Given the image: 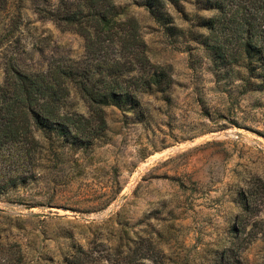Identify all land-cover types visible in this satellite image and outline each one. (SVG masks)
Wrapping results in <instances>:
<instances>
[{
	"label": "rangeland",
	"instance_id": "1",
	"mask_svg": "<svg viewBox=\"0 0 264 264\" xmlns=\"http://www.w3.org/2000/svg\"><path fill=\"white\" fill-rule=\"evenodd\" d=\"M64 2L70 1H3L0 83L10 60L35 72L87 55L82 35L44 16ZM196 2L187 0L184 12L209 16ZM118 3L138 21L151 64L170 70L171 90L146 96L140 120L107 110L99 147L23 192L31 206L0 201V214L22 222L25 229L14 235L42 264H59L79 247L119 264L130 263V253L135 263L171 264L172 256L193 260L202 251L219 257L237 236L242 257L264 264V93L219 89L201 49L167 37L134 0ZM170 12L188 27L181 13ZM71 100L88 114L79 96Z\"/></svg>",
	"mask_w": 264,
	"mask_h": 264
},
{
	"label": "trees",
	"instance_id": "2",
	"mask_svg": "<svg viewBox=\"0 0 264 264\" xmlns=\"http://www.w3.org/2000/svg\"><path fill=\"white\" fill-rule=\"evenodd\" d=\"M69 1L45 10L44 16L82 35L87 55L79 61H56L46 71L25 70L14 60L5 67L0 83V201L31 206L23 192L35 189L33 184L70 164L79 152L99 147L108 131L107 110L143 119V99L165 95L174 84L167 67L151 64L138 21L118 0ZM134 1L167 37L184 38L202 50L206 70L219 89L242 96L264 93V0H197L200 12L210 13L207 17L186 14L187 0ZM170 9L185 17L187 28L176 24ZM73 94L85 102L87 115L74 109ZM250 208L246 199L244 209ZM24 229L20 220L0 214V264H42L37 251L14 235ZM239 241L237 236L219 257L202 251L193 260L172 256L171 264H249ZM135 256L130 253L126 264H142L135 263ZM59 264L119 263L79 247Z\"/></svg>",
	"mask_w": 264,
	"mask_h": 264
}]
</instances>
